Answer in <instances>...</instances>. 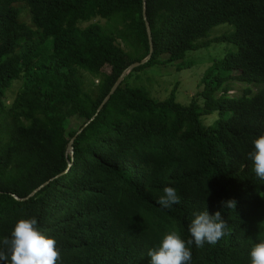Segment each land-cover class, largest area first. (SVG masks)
I'll list each match as a JSON object with an SVG mask.
<instances>
[{
    "label": "trees",
    "instance_id": "trees-1",
    "mask_svg": "<svg viewBox=\"0 0 264 264\" xmlns=\"http://www.w3.org/2000/svg\"><path fill=\"white\" fill-rule=\"evenodd\" d=\"M146 5L152 57L97 113L122 72L150 52L143 0H0V241L35 217L57 242V264H150L147 252L166 232L186 242L194 212L220 211L226 235L187 245L191 264H251L264 239V181L248 158L264 134V0ZM224 23L235 32L218 39L239 49L207 69L190 103L176 87L157 100L137 84L141 70L183 59ZM234 82L242 94H229ZM82 128L72 159L67 148ZM46 181L34 196L14 197ZM166 186L180 198L169 208L157 203ZM229 199L235 209L221 205Z\"/></svg>",
    "mask_w": 264,
    "mask_h": 264
},
{
    "label": "clouds",
    "instance_id": "clouds-1",
    "mask_svg": "<svg viewBox=\"0 0 264 264\" xmlns=\"http://www.w3.org/2000/svg\"><path fill=\"white\" fill-rule=\"evenodd\" d=\"M253 150L248 153L253 171L257 178L264 181V134L252 140ZM157 203L164 208L180 203L176 189L165 187ZM236 201H221L228 209L236 208ZM194 218L188 225L191 239H181L176 231L166 232L157 246L150 248L147 255L150 264H191L192 254L187 245L195 243L202 247L205 243L216 244L226 235L227 223L220 211L209 214L208 210L194 212ZM35 217L20 218L14 225L11 238L0 241V262L5 264H57L60 252L56 240L44 234L38 228ZM251 264H264V239L250 249Z\"/></svg>",
    "mask_w": 264,
    "mask_h": 264
},
{
    "label": "rangeland",
    "instance_id": "rangeland-1",
    "mask_svg": "<svg viewBox=\"0 0 264 264\" xmlns=\"http://www.w3.org/2000/svg\"><path fill=\"white\" fill-rule=\"evenodd\" d=\"M28 21L30 18L25 16ZM103 24L107 23V20L102 21ZM235 25L233 24H220L213 27L207 37L200 41H205L207 44L197 49L190 50L186 53L185 57L181 60L159 63L151 67H147L139 72L140 86L147 88L150 95L157 100H164L170 96L172 90L176 89V98L182 104H188L199 91L203 89V77L210 67H213L215 63L223 59L227 54L236 52L239 46L230 40H220L225 34H231L235 32ZM166 58V56H165ZM184 67H179V65ZM215 71V70H214ZM86 85L90 80V74L85 73ZM97 83V80H95ZM22 81L14 83L7 91L8 101H11L17 94ZM231 90L229 94L236 96L242 94L243 87L245 85L241 83L229 84ZM257 90V87H254ZM219 117V114L213 113L206 115L204 122L210 124Z\"/></svg>",
    "mask_w": 264,
    "mask_h": 264
},
{
    "label": "water",
    "instance_id": "water-1",
    "mask_svg": "<svg viewBox=\"0 0 264 264\" xmlns=\"http://www.w3.org/2000/svg\"><path fill=\"white\" fill-rule=\"evenodd\" d=\"M147 14V5H146V0H143V19L146 25V30H147V34H148V39H149V46H150V52L148 54L147 57H145L144 59L140 60V61H136L134 63H132L131 65H129L123 72L122 74L119 76V78L117 79V81L115 82V84L111 87L110 92L107 94V96L105 97V99L103 100V102L101 103V105L98 108L97 113H99V111L103 108V106L108 102V100L111 98V96L115 93V91L117 90V87L122 83V81L124 80V78L126 77V75H128L132 70H134L135 68L144 65L145 63H147L151 57L152 54L154 52V42H153V36H152V30H151V25L150 22L148 20V16ZM94 118V117H93ZM83 130L80 129L76 135L74 137H72V139L69 142L68 148H67V153H69L72 157V159H74V146L73 143L77 137V135ZM72 163H70L71 165ZM66 172V171H65ZM54 178H52L51 180H53ZM50 180V181H51ZM50 181H46L44 183H42L40 186H38L37 188H35L28 196L26 197H19L17 195H14V197L18 200H26L31 196H34L39 190H41L44 186H46Z\"/></svg>",
    "mask_w": 264,
    "mask_h": 264
}]
</instances>
